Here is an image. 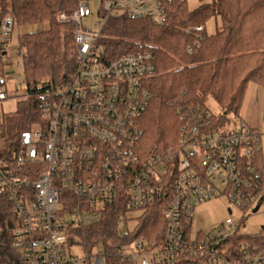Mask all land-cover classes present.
<instances>
[{"label": "built area", "instance_id": "built-area-1", "mask_svg": "<svg viewBox=\"0 0 264 264\" xmlns=\"http://www.w3.org/2000/svg\"><path fill=\"white\" fill-rule=\"evenodd\" d=\"M102 3L94 28L82 24L90 12L87 0L59 15L73 24L75 71L36 95L38 119L8 132L0 108V196L18 220L12 245L22 264H104L99 249L88 252L78 234L111 205L119 209L116 232L123 239L139 230L149 207L162 210L166 221L162 239L139 235L124 242L120 264H264L263 254L242 239L245 214L239 221L229 215L210 231L191 227L195 207L213 197L226 195L243 211L264 202L261 134L244 122L239 130L221 131L210 109L187 104L180 109L178 145L145 151L141 119L151 99L146 81L157 73L155 57L148 50L111 57L101 40L111 17L162 23L165 8L161 0ZM14 25L11 14L0 17V40ZM6 54L7 47L0 49V106L18 98L20 89L26 99L33 95L24 76L16 88L10 84L21 77L15 70L23 68L21 51L15 65ZM77 243L84 255L74 254Z\"/></svg>", "mask_w": 264, "mask_h": 264}, {"label": "trees", "instance_id": "trees-1", "mask_svg": "<svg viewBox=\"0 0 264 264\" xmlns=\"http://www.w3.org/2000/svg\"><path fill=\"white\" fill-rule=\"evenodd\" d=\"M80 1L0 0V17L11 14L18 26L47 24L18 36L24 80L28 92L33 94L15 119L18 132L39 117L36 95L58 86L75 71L73 24L62 22L59 15L75 10ZM161 1L165 8L162 23L145 16H114L101 40L111 57L145 50L155 57L157 73L146 81L151 99L141 119L142 145L145 151L153 152H166L178 145L180 109L187 104L206 107L205 99L212 95L223 111L213 115L221 127L227 112H238L250 82L264 87V0H200L194 9L187 7V0ZM212 17L216 19V29L208 33L205 23ZM199 25L204 26L201 32L195 31ZM6 44L7 40H0L1 53ZM263 161L264 152L260 151L258 162ZM118 215L119 209L111 205L102 219L86 227L82 234L88 252L99 249L104 264H120L118 251L124 242L139 235L161 239L164 236L166 221L155 205L140 218L139 230L124 239L116 232ZM17 223L9 211L8 198L0 196L2 264H22L20 253L12 245ZM242 239L264 256V227L259 233H243Z\"/></svg>", "mask_w": 264, "mask_h": 264}, {"label": "rangeland", "instance_id": "rangeland-1", "mask_svg": "<svg viewBox=\"0 0 264 264\" xmlns=\"http://www.w3.org/2000/svg\"><path fill=\"white\" fill-rule=\"evenodd\" d=\"M84 1V0H82ZM89 7V14L82 16V24L86 28H94L95 23L100 20V15H98V10L103 6L102 0H87ZM187 7L189 9L196 8L201 1L200 0H187ZM112 18V17H111ZM111 18L106 24L111 26ZM219 22L220 19H217ZM47 27V24H29L26 26L14 25L11 32L4 35L5 40H7V54L6 59L11 61L14 65L19 60V50H18V36L23 32L36 31ZM205 29L208 33H213L216 29V19L214 17L207 20L205 23ZM106 31L104 30L102 37H105ZM17 73L20 74V79L11 80V86L15 88L18 86L19 82L23 81V68L15 67ZM20 96L18 98L6 99L2 102L0 108L4 114L6 121V130L8 132L16 131L19 111L22 110L28 103L27 97L24 96L23 90H19ZM205 104L208 109H210L214 114H222L223 111L218 105L217 101L212 95H209L205 99ZM2 114L0 113V118ZM226 121L221 126V131L229 130H239L241 123L244 122L246 127H251L261 135V141L263 145L264 152V87L256 82H250L245 91L241 106L237 113L230 111L226 113ZM16 119V120H15ZM5 131L1 130L0 134ZM232 207L233 212L230 214L228 208ZM132 214H140L139 212H133ZM245 214V217L241 221V230L247 234L259 233L264 227V202H262L256 212L251 210L243 211L241 208L234 204H230L228 197L226 195H220L213 197L211 199L200 202L194 210L192 231L194 233L201 231H210L214 226L224 221L229 215L233 217L234 220L239 221L241 217ZM80 236V241H82V234ZM74 254L81 256L85 254V250L82 244L77 243L73 248ZM2 264V263H0ZM91 264H101L100 259H95Z\"/></svg>", "mask_w": 264, "mask_h": 264}, {"label": "water", "instance_id": "water-1", "mask_svg": "<svg viewBox=\"0 0 264 264\" xmlns=\"http://www.w3.org/2000/svg\"><path fill=\"white\" fill-rule=\"evenodd\" d=\"M258 209V206H256L254 209H253V212H256ZM229 210V213L231 212V209H228Z\"/></svg>", "mask_w": 264, "mask_h": 264}, {"label": "crops", "instance_id": "crops-1", "mask_svg": "<svg viewBox=\"0 0 264 264\" xmlns=\"http://www.w3.org/2000/svg\"><path fill=\"white\" fill-rule=\"evenodd\" d=\"M6 47H7V45H6Z\"/></svg>", "mask_w": 264, "mask_h": 264}]
</instances>
